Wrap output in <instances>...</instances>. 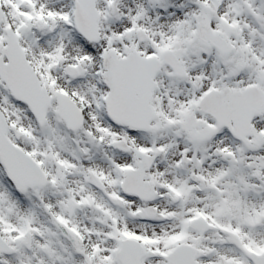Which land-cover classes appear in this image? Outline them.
Listing matches in <instances>:
<instances>
[{
	"label": "snow or ice",
	"instance_id": "snow-or-ice-1",
	"mask_svg": "<svg viewBox=\"0 0 264 264\" xmlns=\"http://www.w3.org/2000/svg\"><path fill=\"white\" fill-rule=\"evenodd\" d=\"M0 264H264V0H0Z\"/></svg>",
	"mask_w": 264,
	"mask_h": 264
}]
</instances>
